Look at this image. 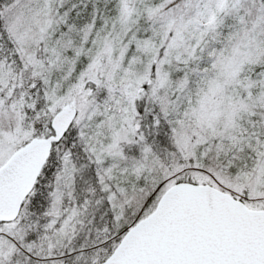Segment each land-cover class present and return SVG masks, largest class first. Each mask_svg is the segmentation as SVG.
<instances>
[{"label": "snow or ice", "instance_id": "1", "mask_svg": "<svg viewBox=\"0 0 264 264\" xmlns=\"http://www.w3.org/2000/svg\"><path fill=\"white\" fill-rule=\"evenodd\" d=\"M0 264H264V0H0Z\"/></svg>", "mask_w": 264, "mask_h": 264}]
</instances>
